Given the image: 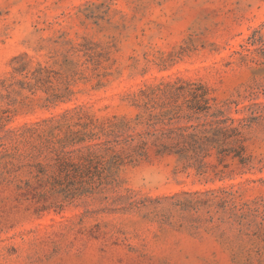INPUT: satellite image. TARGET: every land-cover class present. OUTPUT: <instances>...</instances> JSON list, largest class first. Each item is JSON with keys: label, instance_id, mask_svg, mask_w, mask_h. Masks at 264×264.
<instances>
[{"label": "rangeland", "instance_id": "374dc122", "mask_svg": "<svg viewBox=\"0 0 264 264\" xmlns=\"http://www.w3.org/2000/svg\"><path fill=\"white\" fill-rule=\"evenodd\" d=\"M0 264H264V0H0Z\"/></svg>", "mask_w": 264, "mask_h": 264}]
</instances>
